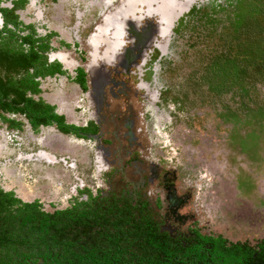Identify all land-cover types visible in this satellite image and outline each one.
Returning <instances> with one entry per match:
<instances>
[{
  "label": "rangeland",
  "instance_id": "rangeland-1",
  "mask_svg": "<svg viewBox=\"0 0 264 264\" xmlns=\"http://www.w3.org/2000/svg\"><path fill=\"white\" fill-rule=\"evenodd\" d=\"M15 1L3 0L2 6L17 9ZM128 1L43 0L27 5L17 14L25 26L33 25L39 33L53 32L56 35L52 39L54 56L60 54L70 67L88 68L91 54L98 53L99 46L96 45L101 43L106 44L109 51L117 44L128 48L130 42H135V46L139 45L138 48L144 47V38L137 35L142 31L143 25L137 26L138 31L136 27V33H133L124 20L129 17L133 20L137 18V22H140V10L148 9V0H131L126 3ZM187 1L190 2L189 5L185 4V0H154L156 13L152 15V12L147 11L143 14V17L152 15L145 22L147 30L151 27L155 30L167 27V21L161 19V14L167 16L165 19H171L167 36L156 37L155 43L159 49L150 48L144 62L136 60L144 68H149L152 63L153 75L146 80L151 84L150 93L154 92V98L162 97L163 101L161 104L159 101L151 104V115L147 114L139 104L141 97L132 87L124 99L125 105L129 107L128 112L131 111L128 119L138 128L140 121L156 120L155 117L161 115L167 117H163L162 122L155 121L161 128L157 132L163 134L157 140L155 151L161 150L162 155L167 158L158 157L157 161L164 163L167 168L173 163L178 170L185 166L184 169L189 170L192 165L198 164L203 168L204 178H214L201 184L196 204L186 202L179 214L194 215V218L191 217L194 219L192 223L203 232L216 233V230H220L229 240L230 237H238L250 243L264 235V186L260 193L258 189L255 195L248 196L246 193L251 187L248 186L246 191L243 189L245 194L242 193L237 175L233 176L231 171L240 169L243 181L254 178L259 184L264 179V115L260 117L259 113V107L264 108V64H260L264 63V48L260 46V43L264 44V16L259 18L262 30L254 31L247 25H231L232 20L238 17L235 13L239 11V2L243 0ZM228 1L231 3H227ZM248 1L264 3V0ZM125 4L127 7H124ZM215 6L224 8L220 10L218 7L219 10L214 11ZM119 9L124 11L123 15L126 14L127 18L124 16L123 26L117 24L109 28L107 34L112 37L110 39L105 31L100 32V26H94L98 21H92L91 18L94 16L95 19L97 13L101 16L104 11L102 25L105 26L109 24V20H113ZM204 12L211 17V22L203 19ZM150 35L151 32H148L146 39ZM95 37L98 42L94 41ZM102 37L107 38V41H101ZM257 47L261 48L259 61L247 53L251 49L258 50ZM134 52L128 55L129 60ZM227 62L229 73L223 79L220 78V73L217 77L224 84L218 83L216 89H212L210 75L212 69H215L214 64L222 68ZM97 68L93 70L95 74L100 73ZM63 70L67 72L66 75L40 80V92L34 98H41L55 106L65 117L67 124L77 122L75 124L81 126L85 121L87 106L79 100L82 96L73 80L75 73L64 66ZM38 78H42V75H38ZM95 80L94 88L97 89L105 81V76L99 74L95 76ZM232 85H236V88H232ZM239 86L245 91H240ZM137 93L141 94L142 91ZM65 94V98L71 97V100H63ZM121 99L117 102L116 110H122ZM103 103V106L106 105V100ZM226 111L239 115L240 120H233L231 125L223 115ZM143 113L145 119L142 117ZM109 116L115 117L116 114ZM8 117L18 118L23 125L16 131L10 129L7 122L0 120V189L14 192L23 202L38 201L45 211L50 212L64 207L66 199L74 195L77 182L83 183L81 186L85 187L89 182L98 187L104 184V179H109L112 185L129 181L136 187H142L145 182L140 176H135V170L127 168L122 172L115 168L126 158V148L121 147L120 154L114 153L106 157L108 165H101L95 161V154L89 149L92 141L82 142L71 136L58 138L57 134L51 132L52 128L33 131L22 117ZM171 122L173 124L170 125ZM164 125L167 127L164 129L167 138L162 130ZM163 144L169 147L158 149ZM148 145L143 141L141 147L145 149ZM41 150L48 153L47 158L44 153L39 157ZM193 173L192 171L191 175ZM104 186L107 187L106 184ZM153 186L155 185L148 183L137 190L150 205L154 196H149L148 192L157 195ZM130 188H133L131 184ZM156 216L160 217L158 214ZM187 223L192 224L190 221Z\"/></svg>",
  "mask_w": 264,
  "mask_h": 264
},
{
  "label": "flooded vegetation",
  "instance_id": "flooded-vegetation-1",
  "mask_svg": "<svg viewBox=\"0 0 264 264\" xmlns=\"http://www.w3.org/2000/svg\"><path fill=\"white\" fill-rule=\"evenodd\" d=\"M42 2L43 0H16L17 4H20L21 7H17V9H14V15L17 16V21H20V27L23 28L22 31H19L21 37H32L33 41H35L36 49L38 50L39 54H45L46 56V70H50L53 68H56L55 70L51 71L50 74H46L43 78H38L37 81L47 78V77H55L66 75L67 72L63 70L64 68L68 69L70 71H73L75 73V76L73 78L74 82L76 83V86H78L80 90V97L79 100L81 102H84L87 106V110L85 112V121L81 126L75 124L77 122H73L72 124H67L65 121V117L59 113V111L56 109L55 106L52 104L45 102L41 98L35 99L34 96L39 94L40 92V84L38 86L39 92H30L28 91L26 93V96L28 98H31L33 101L36 102H43L44 104L51 106L52 114L56 115L59 118H63V123L66 126H71L72 129H69L68 131L64 132L62 131L58 123L55 121L56 119H51L50 124L45 125H39L37 128L33 127V124L31 123L27 113L25 112H7L0 110V120L3 122H7L8 127L12 130H20L21 125H23V122L19 120L18 118H10V116H17L22 117L24 121H27L29 124V127L33 131H37L39 128H52L51 132H54V134H57L58 138L63 136H71L74 140H80V141H92L93 144L89 146V149L94 152L95 161H97L99 164H107V159L109 156H112V154H120L122 148H126L125 151L127 153L126 158L118 163V166L115 167L117 170L124 171V169L130 168L134 171L135 176H140L142 178V181L144 184L139 187H136L131 182L127 181L123 184V182H116L115 185H112L110 183L109 179H104V184H106L107 187L104 186V184L99 185L96 187L95 185H89L87 187L81 186L83 183L77 182L78 185L75 187L74 195L66 199V202H64V207L62 208H55L54 211H45L43 207L39 204L38 201L31 202L36 203L41 210V212L45 214L54 215L58 213L59 211H63L65 209H70V214L72 216H75L76 214H84L87 215L89 213H93L95 207L97 205L101 206L104 210L113 208L114 206H124L125 204H130L131 206L139 205H145L146 204V210L151 212L152 219L156 221V223L159 226L160 232H166L168 233L169 237L171 238H177V236H182L186 239L192 238L194 243H200V239L198 237L203 236H210L213 238H218L221 236V238L226 239V241H229L231 243L241 245L246 243L247 240H240V238H234L230 237L231 240L226 238L220 230H216V233L207 231L203 232L200 230L195 223H192L194 219H191L193 216H189L190 214H179V210L184 209V204L186 202H193V205L196 203L197 199V191L199 188H201V184H205L206 182H210L214 178L207 177L204 178L203 176V168L200 167L198 164L192 165L189 170L184 169L185 167L178 168L171 163L168 166H166L164 163L161 164L158 157H162L164 159H167L165 156H163L161 150L155 151L157 149V140L161 137V133L157 132V129L161 128L158 126V124L155 123V121L162 122L164 120V115L157 116L155 119H151V121H140L138 123L137 127H135V123L132 122L131 119H128L130 116L128 112L129 107H127L124 102V99L126 98V94L131 90L133 87V91L141 97V100L139 101V104L142 105V111H145L147 114L149 113V108L151 104H155L158 101L160 104L163 101V98L160 99L157 98V96H153V93H150V87L151 84H149V81L146 79H151L153 75V69L154 67H151V64L149 68H144L139 66L137 63L138 61L144 62L147 53L149 52L150 48H158L159 46L156 45V37H164L167 36V28L169 25L170 20L165 19L167 16L165 14H161V19L164 21H167V27L162 26L158 30L154 27H151L147 30V27H145V22L152 18V15L156 13L154 10L156 7H154L155 3L154 0H148L147 5L148 9H142L141 11V20L140 22H137V18L135 20L131 18H127L126 21L130 25L127 27L131 29V32L136 33V27H142L143 29L141 32L137 33L142 35V38H144V47L138 48L139 45L135 46V42H130L131 44L129 47H124L123 45H114L111 47V51L108 50L107 45L104 43H101V45H96L98 48V53L91 54V61L88 64V68L84 67L81 68L80 66L76 67H70L66 61L62 58L60 54H54L55 47L52 44V39L55 38L56 35L52 34L53 32L49 33H39L37 29L33 25H27L25 26L23 22L20 20L17 12L19 10H22L23 8H26L27 5L31 4L34 5L36 2ZM226 1V0H225ZM3 0H1L0 7L4 8L2 6ZM152 2V3H151ZM151 3V5H150ZM227 3H231L228 1ZM226 3V4H227ZM14 3L12 2V5ZM159 4V3H158ZM185 4L189 5L190 2L185 0ZM225 4V5H226ZM19 5V6H20ZM212 5V4H211ZM218 7L215 6L214 11L219 10ZM155 8V9H154ZM182 8V7H181ZM224 7H220V10H222ZM7 9H13V8H7ZM147 11L152 12V15L145 16V13ZM144 14V15H143ZM151 14V13H150ZM147 15V14H146ZM105 12L103 11L101 13V16L99 13H97L96 18L94 19V16L91 18L92 21H98V23H95L94 26L99 27L100 32L105 31V35L110 37V34H107V31H109V28L112 27V24H107L103 26ZM140 19V18H139ZM118 19L114 21V23L118 22ZM175 20V19H174ZM4 21L2 14L0 13V29L3 28ZM122 26V24L120 25ZM137 27V31H138ZM171 28V24L169 25ZM98 29V30H99ZM112 31V29H111ZM98 32V31H97ZM148 32H151V35L148 39H146ZM112 33V32H111ZM114 35V34H113ZM93 37V36H92ZM90 38V41L92 39ZM30 40V39H29ZM109 40V39H108ZM95 42L97 41V37L94 38ZM101 41H107V38L104 39L101 38ZM139 42V41H138ZM27 45V44H25ZM106 46V47H103ZM132 51H135L133 55L131 56V59L129 60L128 55L131 54ZM140 51V53H139ZM27 52V50H25ZM94 55V56H93ZM93 56V57H92ZM127 59V62H126ZM135 60V61H134ZM138 60V61H136ZM65 61V62H64ZM54 66L53 68H50L51 66ZM67 66V67H66ZM49 67V69H48ZM98 67V72L100 73H94V69ZM76 70V71H75ZM30 72L33 73V70L30 69ZM142 72V73H138ZM105 76V81L98 86L97 89L94 88V81L95 76L98 75ZM150 74V75H149ZM69 76V75H68ZM156 82V80H154ZM89 85V86H87ZM140 90L142 91L141 94L137 93ZM78 95V94H77ZM67 95H64L63 100H67L68 98H65ZM161 96H163V93H161ZM76 97V96H75ZM122 97V99H121ZM78 99V97H77ZM121 99V108L122 110H116L115 107L117 105V102H119ZM71 100V97L70 99ZM106 100V105L103 106V102ZM123 100V101H122ZM127 107L128 109H125ZM146 108V109H145ZM63 114L66 116L65 112ZM109 116V115H115ZM146 114V115H147ZM151 115V114H150ZM145 119V114L143 113V116ZM115 118V119H114ZM125 118V119H122ZM167 118V117H165ZM143 119V118H142ZM110 120V122H109ZM228 122H233L232 120H228ZM145 122L147 124H145ZM166 123V122H164ZM173 124L172 122L170 125ZM165 125L162 127V130H164ZM232 128V127H231ZM164 136H166V131L164 130ZM68 138V137H67ZM147 142L149 145L145 146V149L142 146V142ZM116 142V143H114ZM40 143V142H39ZM166 145H160L158 146V149H163ZM122 147V148H121ZM167 148L169 147L166 146ZM39 149V148H37ZM154 151V152H152ZM44 153L45 158L48 157V153L44 150H41V152L38 153L39 157ZM28 157V156H27ZM43 158V156H42ZM152 159V161L150 160ZM52 161V159L50 160ZM108 165V164H107ZM105 165V166H107ZM106 167H104L105 169ZM171 168H173L171 170ZM185 170V173H183ZM240 170V169H239ZM239 170H233L231 171L232 175H237V181H239V186H241V189L246 191V188L249 186L251 187L250 191H247V195L252 196L255 195L259 189L260 191H263L262 186H264V179L257 183V181L254 180V178H247L243 181L242 178H240ZM192 171L194 172L192 175ZM111 172L115 173V170H111ZM237 173V174H236ZM239 173V174H238ZM244 174V173H241ZM264 174V173H263ZM122 179V178H121ZM88 181V180H87ZM134 181V180H133ZM244 182L246 184H244ZM155 185L154 191H157L156 194L153 195L154 192H148L149 196H154V200L151 202V205L149 201L144 198L142 195L138 194L137 192L144 188L147 184ZM156 183V184H155ZM195 183V185H194ZM130 184L133 186V188H130ZM258 186V187H257ZM96 187V188H95ZM107 188V189H106ZM2 190V189H0ZM138 190V191H137ZM240 190V189H239ZM243 190L242 193L245 194V191ZM252 193V191H254ZM6 193H14L12 191H6L2 190ZM15 195V193H14ZM16 198H18L20 201L21 199L15 195ZM204 197V196H203ZM264 200V199H263ZM23 202V201H21ZM27 203V202H23ZM30 204V203H29ZM156 208V209H155ZM87 210V211H86ZM86 211V212H84ZM147 214V212H144ZM160 216L159 218L156 216L157 214ZM181 213V212H180ZM234 213V211H233ZM236 215V213H234ZM174 217V219H170L171 217ZM190 217V218H189ZM173 221V222H169ZM191 222L192 224H188L187 222ZM198 229L194 230L193 229ZM264 241V235L260 236L259 239H256L254 241H251L249 245H256L258 242ZM20 253H27L26 246L21 245L19 246ZM27 263L24 264H47L45 259L40 256H31L28 257L26 260Z\"/></svg>",
  "mask_w": 264,
  "mask_h": 264
},
{
  "label": "trees",
  "instance_id": "trees-1",
  "mask_svg": "<svg viewBox=\"0 0 264 264\" xmlns=\"http://www.w3.org/2000/svg\"><path fill=\"white\" fill-rule=\"evenodd\" d=\"M238 8L235 13L238 17L231 25L262 30L259 18L264 16V3L243 0ZM0 13L4 21L0 29V110L27 113L34 128L56 119L62 131L72 129L64 125L63 118L52 114L51 106L26 96L28 91L39 92L38 75L43 78L56 68L52 65L53 69L47 71L46 56L39 54L33 38L20 36L18 32L23 28L14 15V8L0 7ZM204 14L203 19L211 22V17ZM249 18L254 22L248 21ZM260 46L264 48V44ZM257 48L247 53L259 61L261 48ZM214 67L210 75L212 89H216L218 83L224 84L221 80L229 73V63L222 68L218 64ZM219 73L220 80L217 79ZM234 87L236 85H232ZM238 89L245 91L241 86ZM263 109L259 107L260 117L264 115ZM223 115L228 120H240L232 111ZM143 204L134 207L125 204L107 210L97 205L93 213L75 216L68 208L50 215L41 212L40 205L23 203L14 193L0 190V264H24L28 257L36 255L42 256L47 264H264V241L256 245L248 242L237 245L221 236H203L198 237L201 239L197 244L184 235L171 238L168 233L159 231L151 212L148 213ZM21 245L26 246V254L20 253Z\"/></svg>",
  "mask_w": 264,
  "mask_h": 264
},
{
  "label": "water",
  "instance_id": "water-1",
  "mask_svg": "<svg viewBox=\"0 0 264 264\" xmlns=\"http://www.w3.org/2000/svg\"><path fill=\"white\" fill-rule=\"evenodd\" d=\"M129 2H131V0H129L128 2H126V3H129ZM124 7H127V4H125L124 5ZM129 7V6H128ZM123 10H121V9H119L117 12H116V14L114 15V17H113V20H109V24L111 23L112 24V27H115V25H117V24H119V25H121L122 24V20H124V18L126 17V14H124L123 15ZM125 16V17H124ZM127 18V17H126ZM116 19H118L117 21L118 22H116V23H114V21H116ZM125 22H126V25L128 26V25H130L129 23H128V21H126V20H124ZM122 26H123V24H122ZM141 37V36H140ZM143 47V46H142Z\"/></svg>",
  "mask_w": 264,
  "mask_h": 264
}]
</instances>
